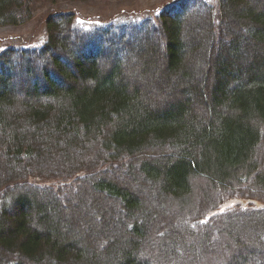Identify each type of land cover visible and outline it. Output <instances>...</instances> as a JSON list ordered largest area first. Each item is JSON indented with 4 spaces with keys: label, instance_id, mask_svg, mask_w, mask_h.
Wrapping results in <instances>:
<instances>
[{
    "label": "trees",
    "instance_id": "16d2710c",
    "mask_svg": "<svg viewBox=\"0 0 264 264\" xmlns=\"http://www.w3.org/2000/svg\"><path fill=\"white\" fill-rule=\"evenodd\" d=\"M74 24L0 50V264H264V0Z\"/></svg>",
    "mask_w": 264,
    "mask_h": 264
},
{
    "label": "rangeland",
    "instance_id": "374dc122",
    "mask_svg": "<svg viewBox=\"0 0 264 264\" xmlns=\"http://www.w3.org/2000/svg\"><path fill=\"white\" fill-rule=\"evenodd\" d=\"M181 0H31V12L28 19L18 26L0 27V50L9 46H37L45 40V22L55 14H71L74 18V28L83 34L84 40L100 43L101 37L112 35V40L119 36L127 38L134 28L140 27L154 14L163 8ZM216 2L217 0H209ZM78 18L84 23L78 24ZM100 35V37L98 36ZM115 37V38H114ZM76 52V51H75ZM75 55L80 56V52ZM69 59V58H68ZM132 70V68L130 69ZM132 73L131 71H128ZM129 73V74H130ZM131 75V74H130ZM133 75V74H132ZM150 76H148L149 78ZM132 81H136L132 78ZM138 83V82H137ZM142 83V82H141ZM140 83V84H141ZM143 84V83H142ZM25 87L20 83L19 88ZM50 185L52 182H38ZM196 189V181H193ZM83 229V228H82Z\"/></svg>",
    "mask_w": 264,
    "mask_h": 264
},
{
    "label": "snow or ice",
    "instance_id": "6c2138e0",
    "mask_svg": "<svg viewBox=\"0 0 264 264\" xmlns=\"http://www.w3.org/2000/svg\"><path fill=\"white\" fill-rule=\"evenodd\" d=\"M77 23L82 25V24L84 23V21H82V20H80V19L78 18Z\"/></svg>",
    "mask_w": 264,
    "mask_h": 264
}]
</instances>
